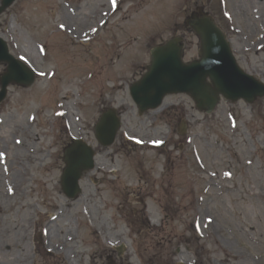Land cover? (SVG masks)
Segmentation results:
<instances>
[{
    "label": "rangeland",
    "instance_id": "374dc122",
    "mask_svg": "<svg viewBox=\"0 0 264 264\" xmlns=\"http://www.w3.org/2000/svg\"><path fill=\"white\" fill-rule=\"evenodd\" d=\"M202 5L264 82V0H0V37L38 72L0 100V264H264V96L206 114L170 94L140 114L129 93L156 45L177 36L198 57L184 21ZM74 137L92 154L68 198Z\"/></svg>",
    "mask_w": 264,
    "mask_h": 264
},
{
    "label": "water",
    "instance_id": "95a60500",
    "mask_svg": "<svg viewBox=\"0 0 264 264\" xmlns=\"http://www.w3.org/2000/svg\"><path fill=\"white\" fill-rule=\"evenodd\" d=\"M2 1L7 5L13 0ZM185 25L200 40V59L188 64L182 61L183 43L180 37H174L155 47L151 52V64L147 72L130 87L131 96L141 112L156 108L161 104L163 96L172 92L188 93L195 100L196 106L206 112L215 107L220 94L232 101L243 98L247 102H253L264 95V85L237 66L224 33L202 8L187 16ZM0 62L7 64L0 77V100L4 98L10 83L25 87L33 83L34 72L8 53L1 38ZM119 125L120 120L115 110L105 111L95 127L98 141L102 145H110ZM85 144L82 140H74L65 148L68 167L63 172L62 182L63 191L68 197L77 195V180L85 167L84 158L89 159L92 154Z\"/></svg>",
    "mask_w": 264,
    "mask_h": 264
},
{
    "label": "bare ground",
    "instance_id": "6f19581e",
    "mask_svg": "<svg viewBox=\"0 0 264 264\" xmlns=\"http://www.w3.org/2000/svg\"><path fill=\"white\" fill-rule=\"evenodd\" d=\"M65 195L68 197L67 194H65ZM47 236H48V239H49V233L47 234ZM65 241H66V239H65ZM106 243H108L110 246H114V247H115V245H117L116 243H113V241L112 242H110V241L107 242V240H106ZM48 248H50L52 250V252L55 251V250H58V248H55V247H53L51 245H49ZM116 249H118V247H116ZM123 249H122V247H119V251H122ZM64 256H65V259L69 258V253L67 251H65L64 252ZM111 264H113V263L111 262Z\"/></svg>",
    "mask_w": 264,
    "mask_h": 264
},
{
    "label": "snow or ice",
    "instance_id": "6c2138e0",
    "mask_svg": "<svg viewBox=\"0 0 264 264\" xmlns=\"http://www.w3.org/2000/svg\"><path fill=\"white\" fill-rule=\"evenodd\" d=\"M112 3L115 4V0H112ZM23 59V58H22Z\"/></svg>",
    "mask_w": 264,
    "mask_h": 264
}]
</instances>
